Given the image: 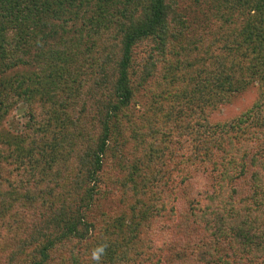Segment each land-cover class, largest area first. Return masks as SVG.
<instances>
[{
  "label": "trees",
  "instance_id": "trees-1",
  "mask_svg": "<svg viewBox=\"0 0 264 264\" xmlns=\"http://www.w3.org/2000/svg\"><path fill=\"white\" fill-rule=\"evenodd\" d=\"M17 108L0 264H264V0H0Z\"/></svg>",
  "mask_w": 264,
  "mask_h": 264
},
{
  "label": "rangeland",
  "instance_id": "rangeland-1",
  "mask_svg": "<svg viewBox=\"0 0 264 264\" xmlns=\"http://www.w3.org/2000/svg\"><path fill=\"white\" fill-rule=\"evenodd\" d=\"M252 99V91H246L236 103L224 107L221 113H219L220 117H230L235 115L240 111V109L248 105L252 101ZM23 121L24 118H22L20 108H17L16 110L12 111L10 115L4 120V122L0 126V130H2L3 133H14L16 131L18 132L22 128Z\"/></svg>",
  "mask_w": 264,
  "mask_h": 264
},
{
  "label": "clouds",
  "instance_id": "clouds-1",
  "mask_svg": "<svg viewBox=\"0 0 264 264\" xmlns=\"http://www.w3.org/2000/svg\"><path fill=\"white\" fill-rule=\"evenodd\" d=\"M107 244L97 245L91 251V259L96 262V264H100L102 257L106 255L107 252Z\"/></svg>",
  "mask_w": 264,
  "mask_h": 264
}]
</instances>
